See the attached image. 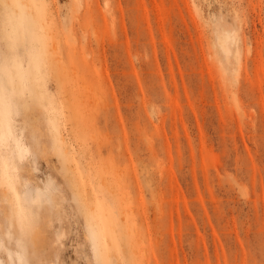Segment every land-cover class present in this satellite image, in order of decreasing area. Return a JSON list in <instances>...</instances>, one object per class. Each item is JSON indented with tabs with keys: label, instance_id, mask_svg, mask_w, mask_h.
Returning a JSON list of instances; mask_svg holds the SVG:
<instances>
[{
	"label": "rangeland",
	"instance_id": "obj_1",
	"mask_svg": "<svg viewBox=\"0 0 264 264\" xmlns=\"http://www.w3.org/2000/svg\"><path fill=\"white\" fill-rule=\"evenodd\" d=\"M75 262L264 264V0H0V264Z\"/></svg>",
	"mask_w": 264,
	"mask_h": 264
},
{
	"label": "bare ground",
	"instance_id": "obj_2",
	"mask_svg": "<svg viewBox=\"0 0 264 264\" xmlns=\"http://www.w3.org/2000/svg\"><path fill=\"white\" fill-rule=\"evenodd\" d=\"M59 239H61V237H59ZM74 264H77V262H75ZM87 264H90V263H87Z\"/></svg>",
	"mask_w": 264,
	"mask_h": 264
}]
</instances>
